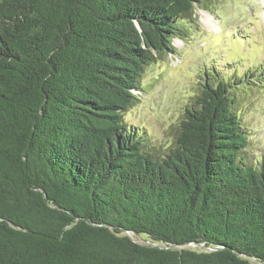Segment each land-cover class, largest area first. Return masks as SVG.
<instances>
[{
	"label": "trees",
	"instance_id": "16d2710c",
	"mask_svg": "<svg viewBox=\"0 0 264 264\" xmlns=\"http://www.w3.org/2000/svg\"><path fill=\"white\" fill-rule=\"evenodd\" d=\"M202 1L0 0V264H264V162L224 80L163 157L122 117Z\"/></svg>",
	"mask_w": 264,
	"mask_h": 264
},
{
	"label": "rangeland",
	"instance_id": "374dc122",
	"mask_svg": "<svg viewBox=\"0 0 264 264\" xmlns=\"http://www.w3.org/2000/svg\"><path fill=\"white\" fill-rule=\"evenodd\" d=\"M179 23L174 52L143 71L138 101L122 114L126 129L163 157L203 86L224 80L248 140L241 158L264 162V0H203Z\"/></svg>",
	"mask_w": 264,
	"mask_h": 264
},
{
	"label": "water",
	"instance_id": "95a60500",
	"mask_svg": "<svg viewBox=\"0 0 264 264\" xmlns=\"http://www.w3.org/2000/svg\"><path fill=\"white\" fill-rule=\"evenodd\" d=\"M138 29H139V27H137ZM187 246H193V244H188ZM196 246H200V245H196ZM213 250H215L214 248H213Z\"/></svg>",
	"mask_w": 264,
	"mask_h": 264
}]
</instances>
